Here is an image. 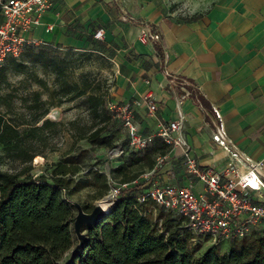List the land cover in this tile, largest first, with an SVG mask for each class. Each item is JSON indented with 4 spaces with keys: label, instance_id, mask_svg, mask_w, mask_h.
Masks as SVG:
<instances>
[{
    "label": "crops",
    "instance_id": "crops-1",
    "mask_svg": "<svg viewBox=\"0 0 264 264\" xmlns=\"http://www.w3.org/2000/svg\"><path fill=\"white\" fill-rule=\"evenodd\" d=\"M143 28L159 39L141 42ZM25 37L65 48L101 43L115 62L111 96L131 103L142 132L182 115L190 152L219 167L226 152L211 139L217 109L228 136L264 165V0H49ZM174 162L163 164L159 180L177 182ZM179 183L203 189L183 167Z\"/></svg>",
    "mask_w": 264,
    "mask_h": 264
},
{
    "label": "trees",
    "instance_id": "trees-1",
    "mask_svg": "<svg viewBox=\"0 0 264 264\" xmlns=\"http://www.w3.org/2000/svg\"><path fill=\"white\" fill-rule=\"evenodd\" d=\"M33 50L34 45L29 42L22 52L30 56ZM5 61L15 63L16 57L8 56ZM4 63L0 66V85L6 80ZM50 63L55 71L54 89L58 88L57 99L51 103L60 104L83 96L91 123L77 138H85L97 146L120 145L123 151L130 148L126 135L124 143H114L115 132L119 126L122 131L123 128L105 105L107 90L87 89L83 78L71 81L59 64L54 60ZM18 65L24 64L18 62ZM33 94L36 106L44 102H40V91ZM48 109L45 105L31 119L21 122L0 112L3 150L27 162L18 171L0 167V264H64L77 242L73 231L76 207L70 197L90 187L91 196L98 198L112 184L122 182L127 185L120 187L107 212L91 224L82 225L86 238L69 264H264V232L231 238L224 251H219V245L215 244L207 245L200 252V247L192 251L189 243L193 235L179 218L159 207L154 213L150 208L152 199H138L149 183L140 173L153 167L157 154L168 150V145L158 136L141 149L130 148L126 159L109 168L107 173L99 164L80 173L86 152L82 148L76 153L65 152L51 163L48 173L29 172L32 157L43 152L35 146L44 142L45 129L58 123L45 117ZM134 179L137 180L133 182ZM80 204L85 211L93 207L84 202Z\"/></svg>",
    "mask_w": 264,
    "mask_h": 264
},
{
    "label": "built area",
    "instance_id": "built-area-1",
    "mask_svg": "<svg viewBox=\"0 0 264 264\" xmlns=\"http://www.w3.org/2000/svg\"><path fill=\"white\" fill-rule=\"evenodd\" d=\"M48 7L49 0H0V66L8 56L17 57L25 44L31 42L25 33L41 23ZM93 37L101 39L102 30H96ZM138 39L150 43L157 41L159 34L143 28ZM113 82L114 78L108 87L105 105L112 116L120 120L129 147L141 149L155 136L168 145L166 152L155 156L153 167L140 173L139 176L149 179V183L138 196L139 200L152 199L150 208L154 213L156 207L170 212L194 237H201L207 245H220L231 238L248 235L252 230L264 232V165L244 153L228 136L217 109H214L211 139L226 152V159L219 167L200 164L190 152L183 136L182 115L175 119H158L153 131L142 132L133 117L131 103L112 98ZM147 109L154 113L155 102L147 100ZM174 149L177 152L171 157ZM122 152L123 148L115 145L109 148L107 155L112 158ZM169 158L179 162L187 175L200 181L203 189L196 191L190 183L159 180L156 174ZM126 185L127 182H122L110 186L105 194L108 205L119 194L120 187ZM160 220L158 218L159 223Z\"/></svg>",
    "mask_w": 264,
    "mask_h": 264
},
{
    "label": "rangeland",
    "instance_id": "rangeland-1",
    "mask_svg": "<svg viewBox=\"0 0 264 264\" xmlns=\"http://www.w3.org/2000/svg\"><path fill=\"white\" fill-rule=\"evenodd\" d=\"M34 50L30 56L24 50L16 57V62L5 61L6 80L0 85V112L10 117L15 122L27 121L36 113H39L45 105L49 106L45 117L57 124H50L44 132V142L35 148L41 149L42 154H36L31 159L32 167L29 172L35 174L48 173L51 163L61 157L65 152L76 153L80 148L85 149L84 163L80 173L89 166L101 165L102 170L115 166L131 153L127 148L121 154L108 157L110 147L97 146L89 143L85 138H77L80 132L86 130L90 125V117L83 100V96L65 100L60 104H52L57 99L58 88L54 89L55 71L50 63L54 60L64 70L66 77L71 81L84 79V85L88 89H95L101 92L108 90L114 76L115 62L111 53L101 43H93L87 48H65L54 47L46 44L32 43ZM23 62V66L18 65ZM17 63V64H16ZM91 86V87H90ZM34 91H40V102L34 103ZM56 95V96H54ZM74 120L75 122H71ZM39 120L37 123H40ZM125 134L121 127L115 132L114 143H124ZM160 144V139L157 140ZM132 151H135L132 149ZM137 151V150H136ZM138 152V151H137ZM142 153V151H139ZM40 156V158H39ZM27 162L13 158L5 153L0 144V167L10 171H18ZM135 167V166H134ZM146 167L142 168L145 169ZM176 181L181 179L182 166L175 161L172 165ZM141 170V169H140ZM169 174L162 182L167 183ZM114 179V177H113ZM90 187H84L70 197V201L84 202L87 205L94 204L101 200V197L93 198ZM255 232L252 230L251 233ZM75 234V233H74ZM201 237H192L189 249L192 251L200 247V252L207 244ZM230 243L222 242L218 248L224 251Z\"/></svg>",
    "mask_w": 264,
    "mask_h": 264
},
{
    "label": "water",
    "instance_id": "water-1",
    "mask_svg": "<svg viewBox=\"0 0 264 264\" xmlns=\"http://www.w3.org/2000/svg\"><path fill=\"white\" fill-rule=\"evenodd\" d=\"M106 198L107 197L104 195L101 199L106 201ZM71 202L76 207V213L74 215V220H73V231H74L75 236L77 238V242L75 243V245L70 250V253H69L68 257L66 258L64 264H69L70 259L72 258L74 252L83 243V241L86 238V235L81 230L82 225L83 224H91L96 219L102 217L103 214L106 213L108 208H109L108 204H107L106 208L102 207L101 204L99 203V200H98L93 204V207L91 208L90 211H85L82 208L80 203H78L76 201H71Z\"/></svg>",
    "mask_w": 264,
    "mask_h": 264
},
{
    "label": "bare ground",
    "instance_id": "bare-ground-1",
    "mask_svg": "<svg viewBox=\"0 0 264 264\" xmlns=\"http://www.w3.org/2000/svg\"><path fill=\"white\" fill-rule=\"evenodd\" d=\"M39 158H40V156H39ZM99 203L101 204L102 207H104V208L107 207L106 201H104V200L101 199V200H99Z\"/></svg>",
    "mask_w": 264,
    "mask_h": 264
}]
</instances>
